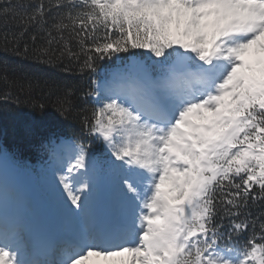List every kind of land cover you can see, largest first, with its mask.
I'll return each mask as SVG.
<instances>
[{"label":"snow or ice","instance_id":"obj_1","mask_svg":"<svg viewBox=\"0 0 264 264\" xmlns=\"http://www.w3.org/2000/svg\"><path fill=\"white\" fill-rule=\"evenodd\" d=\"M0 52L89 78L45 146L75 226L35 242L0 150V264H264V0H0Z\"/></svg>","mask_w":264,"mask_h":264},{"label":"trees","instance_id":"obj_2","mask_svg":"<svg viewBox=\"0 0 264 264\" xmlns=\"http://www.w3.org/2000/svg\"><path fill=\"white\" fill-rule=\"evenodd\" d=\"M6 66V67H5ZM108 66L102 65L107 70ZM7 75L9 83L0 79V93L11 91L18 95L20 104H0V150L7 156L10 176L21 189L35 185L34 195L38 202L47 204L53 183V162L46 150L47 141L56 136L72 138L80 135L78 119L63 120L56 114L54 101L57 90L54 84L70 83L77 88L85 86L87 74H64L59 68H49L35 61L21 59L0 52V77ZM38 80L39 87L31 93L20 92L11 82ZM27 101V102H25ZM33 103H44L41 111ZM77 110L79 108V101Z\"/></svg>","mask_w":264,"mask_h":264},{"label":"rangeland","instance_id":"obj_3","mask_svg":"<svg viewBox=\"0 0 264 264\" xmlns=\"http://www.w3.org/2000/svg\"><path fill=\"white\" fill-rule=\"evenodd\" d=\"M15 187H16L17 192L19 194V200H18L17 206H18V209L21 213L23 211L27 212V210H30L31 213L35 211L36 215H41V214L50 215L49 212L46 210L47 207L45 208L43 206H39L36 209V204L33 201V198L30 197V194L32 192V188H29L28 190H25V191H21L20 188L16 184H15ZM52 195H53V198H51L52 206H49L47 209L54 214L53 217L61 218L63 221H65L64 219H66V221H65L66 224L64 225L65 228L69 229V228L74 227L75 223H74L72 217L70 216V214L67 212V209L65 208L64 203L61 200H59L55 194L53 183H52V188H51V196ZM22 199H24V202L21 201ZM39 211H41V213H39ZM98 211H100L101 213H103L105 211V203H104L103 197H101V200L99 202ZM23 217H25L28 221L30 219L29 216H25L24 214H23ZM33 221L34 220H31V223ZM79 226L83 227L84 226L83 222H81Z\"/></svg>","mask_w":264,"mask_h":264},{"label":"bare ground","instance_id":"obj_4","mask_svg":"<svg viewBox=\"0 0 264 264\" xmlns=\"http://www.w3.org/2000/svg\"><path fill=\"white\" fill-rule=\"evenodd\" d=\"M48 226L49 228H51L52 227V225H50L49 223H46V221H43V225H42V228L43 227H45L46 228V226ZM53 229H56V228H53ZM44 233H45V230H44Z\"/></svg>","mask_w":264,"mask_h":264}]
</instances>
